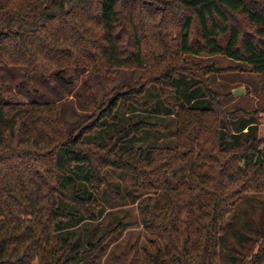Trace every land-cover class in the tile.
I'll list each match as a JSON object with an SVG mask.
<instances>
[{
    "label": "trees",
    "instance_id": "trees-1",
    "mask_svg": "<svg viewBox=\"0 0 264 264\" xmlns=\"http://www.w3.org/2000/svg\"><path fill=\"white\" fill-rule=\"evenodd\" d=\"M218 55L260 78L255 106L186 61ZM2 66L62 83L91 69L107 95L71 133L57 103L0 104V264H95L123 225L85 246L71 230L125 195L154 236L149 264H264V0H0ZM121 68L147 76L111 88Z\"/></svg>",
    "mask_w": 264,
    "mask_h": 264
},
{
    "label": "rangeland",
    "instance_id": "rangeland-1",
    "mask_svg": "<svg viewBox=\"0 0 264 264\" xmlns=\"http://www.w3.org/2000/svg\"><path fill=\"white\" fill-rule=\"evenodd\" d=\"M178 18L180 19V17ZM172 42L174 44L177 42L176 35ZM199 60L202 64H214L219 69V72L209 77L212 79V88L217 90L220 95L232 94L236 103L245 99L247 101L245 105H248V108L255 106L262 87L259 77L248 69L237 68L238 64L225 56H202L189 60L188 57L186 58V61L193 63L199 62ZM62 74L67 83L44 78L38 73H29L26 67L2 66L0 75L6 87V93L5 96H0V104L57 103L61 109L65 128L71 133L92 116V98L100 102L105 100L107 87L101 77L91 69L80 73L75 68H67ZM106 76L110 79L111 88H136L146 78L147 71L145 69H108ZM239 88L245 89L244 96H237ZM256 90H258L257 93ZM106 102L108 101L106 100ZM235 102H230L228 107L233 106ZM260 135L264 137V116L260 125ZM86 140L103 142L104 138L102 133L97 132L94 136H87ZM65 157V150L59 149L57 164L60 169L65 163ZM113 181H118L120 191L125 195L124 181L117 178ZM121 203L123 205L112 208L110 203L103 200L104 216L96 222L85 223L80 228L81 231L71 230L76 236L74 242L77 240L79 242L81 239V243L85 246L87 242L96 241L106 230L113 229L120 223L123 228L112 234V238L105 246V252L96 257L95 264H149L144 251L152 248L150 241L154 236L144 228L138 202L133 203L132 199L125 195V200ZM57 235L61 236V233Z\"/></svg>",
    "mask_w": 264,
    "mask_h": 264
},
{
    "label": "crops",
    "instance_id": "crops-1",
    "mask_svg": "<svg viewBox=\"0 0 264 264\" xmlns=\"http://www.w3.org/2000/svg\"><path fill=\"white\" fill-rule=\"evenodd\" d=\"M246 94V91L244 88H239L237 91V96H244Z\"/></svg>",
    "mask_w": 264,
    "mask_h": 264
}]
</instances>
